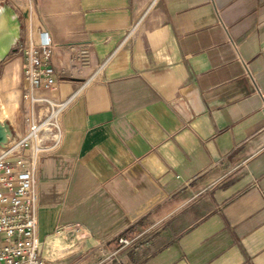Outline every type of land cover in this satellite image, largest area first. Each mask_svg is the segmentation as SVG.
Wrapping results in <instances>:
<instances>
[{"label": "crops", "instance_id": "obj_1", "mask_svg": "<svg viewBox=\"0 0 264 264\" xmlns=\"http://www.w3.org/2000/svg\"><path fill=\"white\" fill-rule=\"evenodd\" d=\"M31 1L0 4L20 21L0 106L18 105L16 45L40 30L52 93H75L37 169L47 263L264 264V0Z\"/></svg>", "mask_w": 264, "mask_h": 264}, {"label": "built area", "instance_id": "obj_2", "mask_svg": "<svg viewBox=\"0 0 264 264\" xmlns=\"http://www.w3.org/2000/svg\"><path fill=\"white\" fill-rule=\"evenodd\" d=\"M16 50L22 59L23 125L20 133L10 129L0 144V264H48L37 235V169L40 156L60 146L62 114L75 93L65 99L52 93L57 73L52 64L53 43L46 31H39L36 42L28 35ZM261 112L264 120V102ZM139 236L120 235L115 252L131 247Z\"/></svg>", "mask_w": 264, "mask_h": 264}, {"label": "rangeland", "instance_id": "obj_3", "mask_svg": "<svg viewBox=\"0 0 264 264\" xmlns=\"http://www.w3.org/2000/svg\"><path fill=\"white\" fill-rule=\"evenodd\" d=\"M8 2L12 3L13 5L15 4L14 0H1L0 4L8 3ZM31 2H32L31 0H18V3L16 5H14V6H16L20 16H22V9L28 10L30 5H31ZM17 56H18V54L12 50V51L9 52V54L6 56V58L3 61L0 62V77H1L2 69L4 68L6 63H8L10 60L16 58ZM20 82L21 81H20V79L18 77V80H17L14 88H12V89L10 88L4 94L5 97H7L8 94H11V95H13L14 98H17L18 101H19L18 105H15V104L14 105L2 104V106H0V111L7 110V111L10 112V116L0 117V122H5L7 118L8 119L11 118L12 113L14 114L18 110V112H17L18 125L17 126L11 125V123L9 121L5 122L8 126H10L11 129H12V127H14L17 130L22 128V125H23L22 114H21V110H20V87H21V83ZM1 100H3V98L1 99V97H0V101ZM227 168H228L227 166L221 167L218 172H225L227 170ZM144 227H145V225H142L139 228H135L128 235H124V236L140 235L138 237L139 239H142V237L143 238L144 237H148V235H150L151 232L150 233L144 232L145 231Z\"/></svg>", "mask_w": 264, "mask_h": 264}, {"label": "water", "instance_id": "obj_4", "mask_svg": "<svg viewBox=\"0 0 264 264\" xmlns=\"http://www.w3.org/2000/svg\"><path fill=\"white\" fill-rule=\"evenodd\" d=\"M20 32V21L9 5L0 6V62L3 61L16 43ZM10 126L0 123V144L7 140Z\"/></svg>", "mask_w": 264, "mask_h": 264}, {"label": "trees", "instance_id": "obj_5", "mask_svg": "<svg viewBox=\"0 0 264 264\" xmlns=\"http://www.w3.org/2000/svg\"><path fill=\"white\" fill-rule=\"evenodd\" d=\"M133 230L132 227L126 229V231L123 233L124 235H128Z\"/></svg>", "mask_w": 264, "mask_h": 264}, {"label": "bare ground", "instance_id": "obj_6", "mask_svg": "<svg viewBox=\"0 0 264 264\" xmlns=\"http://www.w3.org/2000/svg\"><path fill=\"white\" fill-rule=\"evenodd\" d=\"M1 124L5 123V122H0Z\"/></svg>", "mask_w": 264, "mask_h": 264}]
</instances>
